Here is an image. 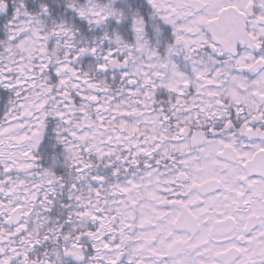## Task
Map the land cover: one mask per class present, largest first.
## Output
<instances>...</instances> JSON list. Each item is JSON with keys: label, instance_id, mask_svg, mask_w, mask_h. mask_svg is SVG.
Here are the masks:
<instances>
[{"label": "snow or ice", "instance_id": "obj_1", "mask_svg": "<svg viewBox=\"0 0 264 264\" xmlns=\"http://www.w3.org/2000/svg\"><path fill=\"white\" fill-rule=\"evenodd\" d=\"M0 264H264V0H0Z\"/></svg>", "mask_w": 264, "mask_h": 264}]
</instances>
